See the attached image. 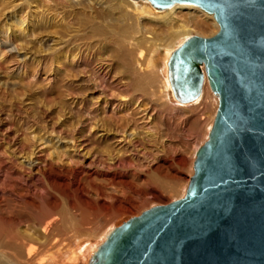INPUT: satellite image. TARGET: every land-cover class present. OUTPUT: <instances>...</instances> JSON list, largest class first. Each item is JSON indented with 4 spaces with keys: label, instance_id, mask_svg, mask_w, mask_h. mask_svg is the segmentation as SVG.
Returning a JSON list of instances; mask_svg holds the SVG:
<instances>
[{
    "label": "rangeland",
    "instance_id": "374dc122",
    "mask_svg": "<svg viewBox=\"0 0 264 264\" xmlns=\"http://www.w3.org/2000/svg\"><path fill=\"white\" fill-rule=\"evenodd\" d=\"M72 1L75 5L70 0L0 1V42L4 43L0 50L5 52L0 59V203L2 209L7 205L24 209L27 200L35 198L40 205L54 196L63 205L65 195L51 188L37 161L61 158L81 168V191L85 190L88 200L95 203L94 186H99L107 204H113L108 196L115 195L123 206L74 209L77 219L93 234L60 252L56 246L62 236L55 232L45 247L36 243L40 250L32 264H52L57 258L59 264H87L85 256L76 263L71 255L96 245L101 234L144 210L183 197L194 172L196 148L208 139L215 120L208 128L193 114L189 119L202 123L196 128L186 123L182 112L195 103H178L171 90L159 101L151 95L155 88L150 85L137 91L126 66L136 58L141 33L130 30L122 35L120 25L113 29L102 19L105 10L96 5L91 11L85 1L80 5ZM133 3L150 19L143 20L148 40L164 32L157 23L168 10L158 11L148 2ZM179 12L187 17L193 11ZM22 17L25 31L17 28ZM7 27L11 42L6 41ZM219 28L203 36H213ZM188 38L177 41L176 49ZM145 43L140 45L147 48ZM160 52L153 83L166 84L167 59ZM132 98L140 101L133 105L128 102ZM30 174L34 176L32 192L26 195L24 179ZM114 176L127 184H113ZM4 181L14 189L2 186ZM68 191L76 201V189ZM31 212L36 219L42 216L38 209ZM20 221L15 233L28 230V221ZM62 233L70 239L73 230L70 227Z\"/></svg>",
    "mask_w": 264,
    "mask_h": 264
},
{
    "label": "water",
    "instance_id": "95a60500",
    "mask_svg": "<svg viewBox=\"0 0 264 264\" xmlns=\"http://www.w3.org/2000/svg\"><path fill=\"white\" fill-rule=\"evenodd\" d=\"M148 1L214 15L219 31L186 39L168 76L188 103L205 70L219 107L185 195L113 227L88 264H264V0Z\"/></svg>",
    "mask_w": 264,
    "mask_h": 264
},
{
    "label": "bare ground",
    "instance_id": "6f19581e",
    "mask_svg": "<svg viewBox=\"0 0 264 264\" xmlns=\"http://www.w3.org/2000/svg\"><path fill=\"white\" fill-rule=\"evenodd\" d=\"M83 1L87 3L86 5H88L91 11L94 10V7H96V5L97 7L101 8V10H105L107 14L102 13L101 15H104L102 19L108 20L107 26L110 25L113 29L120 25L122 35L125 34V31L130 30L141 33V41L138 42L137 40L136 42L138 43L135 45L136 58L134 59V61H132V64H127L126 66V72L132 73V76L135 78L134 88L137 91L143 92L142 90H144L149 85L151 86V88L154 87L155 90L151 93V95L153 97L157 96V99L159 101L164 100L167 97L168 92L170 93L171 90L174 98L178 103L183 105H192L193 103H195L193 108H190L189 110L183 107L184 110H182V112L183 116L186 117V123L190 124L191 126H195L196 128L200 127L202 123L199 124L196 119L193 121L189 119L193 114H196L197 118H199V120L201 121H204V125L210 128L209 126L212 123V120H214V118L216 117L215 115L217 114V104L219 103V100H217L213 96L214 92L209 84V80L204 69L205 80L202 88V93L197 99L188 103L180 102V100L176 98L171 86V82L169 80V76L166 84H162L160 82L159 84H155V82L153 83V80L154 75L158 72L156 58L158 57L159 52L163 51V57L164 59H167L166 67L168 68L169 57L177 47L176 42L183 37H190L194 33L201 36H203L207 32L211 34L210 32L212 28H218L219 25L217 24L218 22L216 21V19L214 20L215 17L213 18L210 15L211 13L207 14L208 12H205V10L200 6L191 3H176L169 8L159 9L154 7L148 0H98L99 2L94 0H75L76 3L79 2V5L82 4ZM133 1L148 2L158 11L168 10L163 17L158 19L160 23H157L161 25L160 28L164 32L155 35V37L152 38L151 41L146 38V32H144L143 25V20H149L150 22V19H147L145 17V13L136 8ZM72 3L73 1L71 2L70 0V4ZM83 4L85 5V3ZM180 10H189L193 12H190V14L188 13L187 17H181L180 12L178 13V11ZM116 12H118V14ZM151 12L153 15L159 16L160 14V12H157L153 9L151 10ZM115 16H117L118 18ZM18 20L19 22H17V28L19 27L20 29H23V31H25L24 26L26 19L22 17V19ZM10 31L11 28H8L4 32L6 33L5 36L8 39L6 41L11 42V35L9 34ZM17 32L18 31L15 30L13 34H18ZM145 42H148L149 44L147 48H143L140 45L143 43L146 44ZM0 44L2 43L0 42ZM2 51L3 50H0V59L5 54V52L1 54ZM215 95L219 99V96L217 94ZM137 101L139 102L140 100L133 98L128 100V102L132 103L133 105H136ZM130 137H133L132 133ZM198 149L199 148L197 147L196 154ZM111 160L115 162V159ZM37 161L39 162V165H43L41 175L47 180L52 189L61 191V193L65 195L67 201L63 205H61V203L58 202V200L53 196L49 201H44L39 205L36 202L37 199L34 198L27 200V208L24 209H21L22 207L20 209H17L18 207L9 205L4 206L5 209H2L0 203V264H32V262H34V257L40 250V248L37 247L36 243H39L40 245H43V247H45L46 245L51 243V238L52 236H54L55 232L59 233L60 236H62V238L58 242V245L56 246V248H59L60 252L69 247L72 242L80 241L84 237L92 235V231H88V229L84 228L85 226L83 225V223L77 219L76 214H74L73 211L74 209H81L82 207H85L86 209L106 210L110 209L111 207L120 209L123 206L121 199L115 195L108 196L112 199L113 204H107L103 198V196L105 195L104 189L99 186H94L95 194L97 197L95 203L91 201L92 199L88 200L84 196L85 190L83 189L81 191L82 179L80 178V176L82 175V170L81 168H78L77 165H73L69 161H63L61 158L48 162L43 161L42 159H38ZM33 180L34 176L32 174H30L28 178L24 179V186H26L25 189L23 188L25 191L24 194L28 195L32 192L31 189L33 186ZM117 180H119L117 179V176L111 177V182L113 184H127L123 180H119L118 182ZM1 185L6 187L10 186H7L6 181H4ZM69 188H75L78 192L79 195L76 201L73 200L74 198L72 199L73 196H71V192L68 191ZM11 189L14 188L11 187ZM33 209H38L41 211V218L36 219L32 215L31 210ZM90 211L91 210H89V212ZM89 212L88 214H90ZM93 214L96 215V212ZM23 218L28 221V230L24 232H20L18 230V232L15 233L17 231L16 226L21 224L20 219ZM84 220L86 221V219ZM70 227L73 230L72 236L70 237V239L64 238L63 236H65L66 233L63 234L62 232L69 229ZM109 231L99 236V238L97 239L98 243L96 245L85 247L82 253L72 254V261H75L77 263L78 261H81L84 256L85 259L89 260L90 256L97 249L99 244L105 239ZM53 240L56 241L55 237ZM60 252L56 253V257L59 256ZM52 264H59L58 258L56 260L54 259Z\"/></svg>",
    "mask_w": 264,
    "mask_h": 264
}]
</instances>
